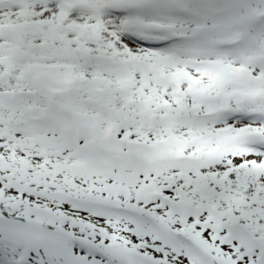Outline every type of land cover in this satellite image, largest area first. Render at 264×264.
<instances>
[{
  "label": "snow or ice",
  "instance_id": "snow-or-ice-1",
  "mask_svg": "<svg viewBox=\"0 0 264 264\" xmlns=\"http://www.w3.org/2000/svg\"><path fill=\"white\" fill-rule=\"evenodd\" d=\"M0 264H264V0H0Z\"/></svg>",
  "mask_w": 264,
  "mask_h": 264
}]
</instances>
